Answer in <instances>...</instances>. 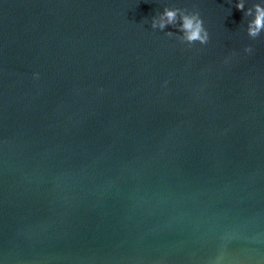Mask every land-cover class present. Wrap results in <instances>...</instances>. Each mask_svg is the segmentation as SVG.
Listing matches in <instances>:
<instances>
[{
    "label": "water",
    "instance_id": "obj_1",
    "mask_svg": "<svg viewBox=\"0 0 264 264\" xmlns=\"http://www.w3.org/2000/svg\"><path fill=\"white\" fill-rule=\"evenodd\" d=\"M237 2L0 0V264H264V0Z\"/></svg>",
    "mask_w": 264,
    "mask_h": 264
},
{
    "label": "clouds",
    "instance_id": "obj_2",
    "mask_svg": "<svg viewBox=\"0 0 264 264\" xmlns=\"http://www.w3.org/2000/svg\"><path fill=\"white\" fill-rule=\"evenodd\" d=\"M236 8L238 10H243V3L238 0ZM253 9L255 15L254 19L248 24L247 35L250 38L255 39L262 31H264V7L260 4H254ZM245 15H253V10L249 9L245 12ZM178 17L179 22H177ZM168 25H172L180 33L176 38L181 43H186L188 45L199 43L200 45H205L209 41L208 31L205 29L203 20L198 12H188L180 8L166 7L159 18L154 17L152 19L151 27L163 31ZM165 35L172 37L174 33L172 31H167L165 32ZM244 51L251 52L252 49L246 47Z\"/></svg>",
    "mask_w": 264,
    "mask_h": 264
}]
</instances>
